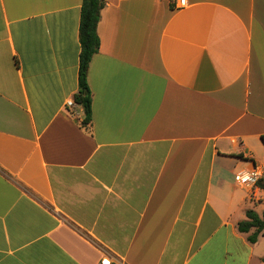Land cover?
Returning <instances> with one entry per match:
<instances>
[{"label":"crops","instance_id":"1","mask_svg":"<svg viewBox=\"0 0 264 264\" xmlns=\"http://www.w3.org/2000/svg\"><path fill=\"white\" fill-rule=\"evenodd\" d=\"M0 0V264H264V0Z\"/></svg>","mask_w":264,"mask_h":264},{"label":"trees","instance_id":"2","mask_svg":"<svg viewBox=\"0 0 264 264\" xmlns=\"http://www.w3.org/2000/svg\"><path fill=\"white\" fill-rule=\"evenodd\" d=\"M105 5L106 0H82L81 5L79 25L81 46L78 71L79 89L75 93L73 100L84 109V118L81 124L85 127L90 126L92 122V91L88 83V69L93 56L100 48V37L97 27L101 18V11ZM257 186L264 190V176L258 181ZM246 216L247 219L238 223V229L241 232L248 233V240L255 243L264 230V213L260 214L254 209H248Z\"/></svg>","mask_w":264,"mask_h":264},{"label":"built area","instance_id":"3","mask_svg":"<svg viewBox=\"0 0 264 264\" xmlns=\"http://www.w3.org/2000/svg\"><path fill=\"white\" fill-rule=\"evenodd\" d=\"M180 5L186 4L187 0H173ZM67 105L74 107L73 99L68 100ZM264 176V164L261 166H254L252 168L242 169L237 172V181L244 186L256 187L258 181ZM98 264H128L123 259L113 256H105Z\"/></svg>","mask_w":264,"mask_h":264},{"label":"rangeland","instance_id":"4","mask_svg":"<svg viewBox=\"0 0 264 264\" xmlns=\"http://www.w3.org/2000/svg\"><path fill=\"white\" fill-rule=\"evenodd\" d=\"M260 200H261V201H263V203H264V200H263V198H260Z\"/></svg>","mask_w":264,"mask_h":264}]
</instances>
